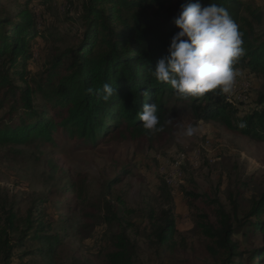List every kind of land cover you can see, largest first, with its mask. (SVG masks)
<instances>
[{
	"label": "trees",
	"instance_id": "1",
	"mask_svg": "<svg viewBox=\"0 0 264 264\" xmlns=\"http://www.w3.org/2000/svg\"><path fill=\"white\" fill-rule=\"evenodd\" d=\"M192 2L195 0H78L84 27L78 43L55 54L45 68L34 74H29L27 68L36 60L32 42L41 35L38 23L27 9L14 17L0 12V108L10 102L13 105L9 121L0 124V144L53 145V136L58 133L62 139L91 146L107 136L119 141L149 142L168 131L172 116L186 112L197 121L214 120L226 130L264 142V91L252 110L235 118L233 103L219 89L184 99L151 76L149 69L168 54L171 37L178 31L173 18L181 5ZM34 3L36 0H24V6ZM200 3L202 7L208 3L223 6L237 24L244 55L234 70L242 68L264 80V33L256 30L260 13L243 0ZM17 80H23L25 85L16 86ZM104 83L116 92L107 103L88 92ZM35 98L40 102L36 103ZM152 103L158 105L160 118L155 132L146 131L139 120L143 106ZM119 181L120 177L113 179L107 188ZM161 190L169 207L159 217L150 214L151 230L146 238L156 254H175L176 223L164 182ZM212 204L216 206L214 223L204 216L197 222L201 234L210 242L205 249L212 264H264V193L241 220L235 210L226 211L217 200ZM114 208L110 201L104 203L105 225H120L124 209ZM36 215L34 220L27 218L23 229L14 214L4 219L0 228V264H25L24 259L30 257L37 258L40 264H61V237L40 210ZM237 235L250 248L241 250L240 242L234 240ZM27 242H34L35 249H27ZM106 242L103 264H136L138 244L125 229L110 232Z\"/></svg>",
	"mask_w": 264,
	"mask_h": 264
},
{
	"label": "rangeland",
	"instance_id": "2",
	"mask_svg": "<svg viewBox=\"0 0 264 264\" xmlns=\"http://www.w3.org/2000/svg\"><path fill=\"white\" fill-rule=\"evenodd\" d=\"M39 2L24 6V0H0L1 13L14 17L27 9L39 25L41 35L32 42L36 60L29 63V74L41 71L55 54L76 45L84 31L78 0ZM243 2L260 13L256 30L264 33V0ZM235 71L236 83L226 94L239 118L257 105L264 80L242 68ZM15 85L25 84L17 80ZM12 106L11 102L1 106V125L9 121ZM171 121L166 133L149 142L107 136L91 146L62 139L58 133L53 145L0 144V228L10 213L17 224L26 226L27 218L34 220L40 210L62 239L61 264H103L108 234L121 229L138 244L136 264H212L205 249L210 242L197 222L204 216L214 223V200L228 212L235 210L240 220L247 215L264 193V142L226 130L214 120L197 121L189 112L176 113ZM189 126L194 132L186 135ZM176 170L175 182H167ZM117 177L120 181L107 188ZM162 182L169 189L176 223L175 254H156L146 238L150 214L159 217L169 207ZM106 201L114 210L124 209L120 225H105ZM234 240L240 242L241 250L250 248L241 235ZM25 247L32 250L36 244L27 242ZM24 262L40 264L33 257Z\"/></svg>",
	"mask_w": 264,
	"mask_h": 264
},
{
	"label": "clouds",
	"instance_id": "3",
	"mask_svg": "<svg viewBox=\"0 0 264 264\" xmlns=\"http://www.w3.org/2000/svg\"><path fill=\"white\" fill-rule=\"evenodd\" d=\"M173 24L178 31L171 37L168 54L149 69L151 76L184 99L202 97L215 89L230 93L238 75L233 66L244 55V49L241 33L228 11L216 3L202 7L200 0H195L181 5ZM88 92L105 103L116 95L109 83ZM157 112L156 103L143 106L139 120L146 131L159 130ZM193 132L191 126L185 130L186 135Z\"/></svg>",
	"mask_w": 264,
	"mask_h": 264
},
{
	"label": "bare ground",
	"instance_id": "4",
	"mask_svg": "<svg viewBox=\"0 0 264 264\" xmlns=\"http://www.w3.org/2000/svg\"><path fill=\"white\" fill-rule=\"evenodd\" d=\"M176 169V168H175ZM175 174H178V172L174 171V173L167 179V182H175L172 178V176H174Z\"/></svg>",
	"mask_w": 264,
	"mask_h": 264
},
{
	"label": "built area",
	"instance_id": "5",
	"mask_svg": "<svg viewBox=\"0 0 264 264\" xmlns=\"http://www.w3.org/2000/svg\"><path fill=\"white\" fill-rule=\"evenodd\" d=\"M176 172H177V170H176Z\"/></svg>",
	"mask_w": 264,
	"mask_h": 264
}]
</instances>
